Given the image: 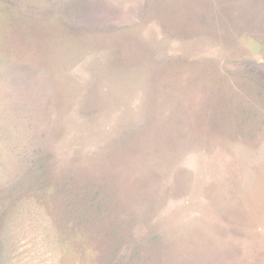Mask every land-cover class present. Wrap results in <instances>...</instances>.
I'll use <instances>...</instances> for the list:
<instances>
[{"label":"rangeland","instance_id":"rangeland-1","mask_svg":"<svg viewBox=\"0 0 264 264\" xmlns=\"http://www.w3.org/2000/svg\"><path fill=\"white\" fill-rule=\"evenodd\" d=\"M0 264H264V0H0Z\"/></svg>","mask_w":264,"mask_h":264}]
</instances>
